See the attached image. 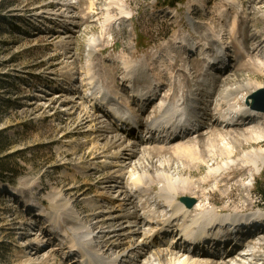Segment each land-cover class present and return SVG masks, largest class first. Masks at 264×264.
<instances>
[{
    "label": "rangeland",
    "instance_id": "obj_1",
    "mask_svg": "<svg viewBox=\"0 0 264 264\" xmlns=\"http://www.w3.org/2000/svg\"><path fill=\"white\" fill-rule=\"evenodd\" d=\"M159 1L0 0V143L5 146V151L0 155L6 159L2 165L12 170L6 175L0 174V264L81 263V255L84 253L82 248L75 246V254L69 255L74 243L72 235H67L70 226L84 227L95 236L93 243L99 245L95 250L93 248L91 253L95 255L97 262L135 264L132 259L138 251L136 243L132 244L135 248L132 253H128V250L124 252L130 258L127 257V261L123 259L120 263L122 253L119 252V248H108L109 244L105 241L107 235L100 238L102 230L111 228L107 224H101L100 220L106 218L109 213L120 214L122 211L118 209L121 201L111 200L112 197L119 195V192H114L113 183L105 189L100 188V184L97 183L99 178L109 173L110 168L105 167L101 171L95 169L99 156L93 160L89 154L91 152L100 154L104 141L101 139L96 141L93 138L94 134L90 133L92 126L90 122L81 125L80 119L84 116L81 106L77 107L75 103L77 93L74 91H85L81 84L80 72L87 62L86 44L91 38L101 34L105 48L97 55V59L107 64L114 79V86L120 89L122 97L126 98L130 89L121 86L125 84L123 69L120 68L124 65L122 56L126 57L129 63L139 62L146 65L147 61L148 64L162 65L160 70L165 85L160 90V95L168 92L169 76L172 75L169 66L172 56L180 54L175 66L179 68L186 56L184 50L178 47L171 52L173 38L177 34L186 33L196 37L198 33H195L186 22L189 11L187 0H181L175 5V9L159 7ZM235 1L244 4V8L248 10V0ZM92 2L93 6L90 5ZM61 4L66 5L62 7ZM217 4L211 0L206 11H200L192 15V18L197 24L205 25L207 21L203 19L204 15L206 12H212ZM59 8L61 9L55 12ZM49 9H54V15L44 13ZM119 9H125L126 13L120 14ZM104 10L113 16L109 20V30L101 26L99 20L103 21L102 15L95 14ZM60 12H63V17H60ZM174 12H177V16H173ZM213 25L216 31L221 29ZM251 25L264 28V23L256 20ZM225 29L231 30L228 22ZM224 40L228 42L226 53L231 55L229 60L233 69L231 73H235L238 79H252L264 86V68L256 74L252 68L233 67L236 65L234 56L240 47L237 41H232L229 34ZM195 53L197 51L189 54L188 66L191 69L198 64ZM71 55L72 58L69 57ZM245 55L242 54L241 63L246 61L249 63ZM200 68L199 65L198 69ZM176 70L174 69L173 75ZM256 91L243 98L238 94L232 101L235 105H246L247 98L249 99ZM129 98L133 100V104L139 103L138 100ZM155 99L154 97L153 100ZM249 101L252 102V99ZM155 103H151L147 110L152 106L157 107V102ZM133 104L131 106H134ZM213 106L214 104L210 105L208 112L217 116ZM84 107L87 110L89 108L86 103ZM225 108L223 110L227 111V107ZM109 120L108 114L101 115L93 127L109 126ZM236 128L250 131L253 138L256 135L263 138L258 141L247 138L248 141L245 143L232 142L231 146L236 150L233 156H238L240 164L235 163L226 171L211 173L209 181L197 183V192L203 200H210L218 207H226L228 212L245 210L248 202H251L253 206L248 207L244 213L255 211L264 213V159L259 162V166L253 167L246 159L240 158L242 152L258 148L264 150V126L261 122L254 121L240 124ZM212 130H214L212 126L204 130L206 133L201 137L204 142L211 143L208 137L213 133ZM229 130L232 128L226 127L220 131L225 133ZM221 138L218 136L217 139L214 138L217 151L224 148L225 143ZM193 139L176 141L177 143L168 142L165 149L153 146L156 149L151 156L152 160L158 163L169 159L174 163L175 168L173 166L172 170L178 173H175L176 175L190 177L193 180L205 177L210 165L216 166L217 162L226 161L224 155L219 156L218 152L209 151L208 163L198 161L190 171L184 169L175 158L174 147L178 143L194 147ZM95 142H98V147L91 151ZM197 145L195 146L198 148ZM107 161L111 159L107 158ZM123 161L120 159V164H123ZM24 179L29 185L18 187ZM126 180L125 178L123 181L127 188L129 182L126 184ZM241 183L247 184L251 192H243ZM75 185H79V188ZM71 186L76 190L73 194L78 197L75 207L70 209L75 219L59 229L58 225L48 220L49 217L57 215L53 214L50 196L59 191L66 195V189ZM158 188V185L154 186L147 197L152 206L157 202L155 195ZM16 191L17 195H13L12 193ZM66 196L70 197V194ZM196 200L197 198L195 202ZM39 202H44L45 206H41ZM31 204L35 206L32 207ZM131 207L134 208L133 203ZM100 210H104L102 216L94 214ZM36 226L42 228L43 233L37 231ZM122 226H126V223ZM147 227L151 228L145 222L139 221L132 229H139L141 233L135 234L134 239L144 237L148 232ZM27 232L30 234L26 235ZM162 238L170 242L169 237ZM31 243L41 249L39 254L34 255L32 251L23 250ZM156 247L164 249L165 244ZM179 247L178 245L177 249ZM154 249H151L152 252ZM149 255L151 254L144 257Z\"/></svg>",
    "mask_w": 264,
    "mask_h": 264
},
{
    "label": "bare ground",
    "instance_id": "obj_2",
    "mask_svg": "<svg viewBox=\"0 0 264 264\" xmlns=\"http://www.w3.org/2000/svg\"><path fill=\"white\" fill-rule=\"evenodd\" d=\"M212 1L218 4L212 12H206L203 19L207 22L205 21V25H200L194 21L192 15L200 11H206V7L211 3V0H187L189 11L186 22L198 35L194 37L191 33L177 34L173 38L171 52L174 51V48L178 47L184 50L186 56L180 68L175 67L180 54L176 53L172 56L171 63L169 64L172 75L169 76L168 92L160 95V90L165 85V82L162 80V71L160 70L162 65L148 64L146 63L147 61H145L146 65L139 62L129 63L126 61L127 58L122 56V61H124L122 63L124 65L120 68L123 69L125 83L128 80L133 81L132 84L135 86L129 89L130 94L134 98L138 97V101L141 100L140 102L143 105L136 111L131 106L133 100L129 98L130 94H127L126 98L121 96L120 89L114 86V79L107 64L97 59V55L105 48L103 36L98 34L86 44L87 62L82 67L83 71L81 70L80 72L81 84L85 87V91H74L77 93L75 103L77 107L81 106V111L83 112L84 118L80 119L81 125L83 126L87 122H90L89 124L92 125L90 133L94 134L93 138L96 141L99 139L104 141L100 154L93 152L89 154L93 160L99 156L97 159L98 164L94 167L95 169H100L101 171L102 168H110L109 173L99 178L97 183L100 184L99 187L102 189L110 187L111 183H113L114 192H119V195L112 197L111 200L119 199L121 201L118 210L122 212L115 215L109 213L106 218L100 220L101 224H107L108 227H111L108 230H102L100 238L107 235L105 241L109 244L108 248H119V252L122 253L120 263L123 259L127 261V257L130 258L124 252L128 250V253H132L135 249L132 244L136 243L137 246L135 247L138 251L132 259L135 261V264H264V219L261 216L260 219L259 217L258 219H250L249 215L244 213L253 204L248 202L245 210L228 212L226 211V207H218L213 205L210 200H203L197 192V183L203 184L206 183V180L209 181L211 173L226 171L235 163L240 164L238 163V156H233L236 150L231 146L232 142L242 141V143H245L248 139L258 141L263 138V136L257 135L253 138L250 131L237 130L236 127L240 124L244 125L254 121H259L264 126V112L261 111V113L259 112L260 110L253 109L250 104L249 100L253 98V95L249 99L247 98V106L235 105L233 102L238 94H241L243 98L251 92L262 89L264 86L262 83L252 79H238L235 73H231L233 70L229 62L231 55L226 53L228 42L224 40L227 34H229L232 41H237L240 47L234 56L236 65L233 67L252 68L254 73L259 74L261 68H264V28L255 27L251 23L254 20L264 23V11L262 10L264 9V0H248V10L244 8V4H239L235 0ZM57 5H59V2ZM65 5L61 4L60 6L63 7ZM90 5L93 6L94 3L92 2ZM69 6L68 4L67 7ZM60 9H57L55 12H58ZM53 11L54 9H49L47 12L44 11V13L54 15L55 12L53 13ZM97 13H100L103 17V21L99 20L102 24L101 26L105 30H109V20L113 16L107 10L95 12V14ZM119 13H126V10L119 9ZM172 14L173 16H177V12ZM59 15L63 17V12H60ZM121 17L124 19L123 16ZM227 22L230 24L231 30L225 29ZM212 24L221 29L216 31L212 27ZM195 49L197 50L195 59L198 64L194 65L195 69H191L188 66L189 54ZM242 52L248 57L249 63L247 61L241 63ZM262 54L263 56H261ZM69 57L72 58L73 55ZM210 57L214 61L218 58L216 62H213L212 67L220 68L222 62L226 61L228 64L224 65L225 70L209 76L207 70H203V66L209 61ZM199 65L201 66L200 69H198ZM174 69H177L175 75H173ZM222 83L223 85H221ZM125 85L121 84L122 87H126ZM222 86L225 87L222 88ZM154 97L156 98L155 100H153ZM155 102H157V105L159 103V106L157 108L156 106H152L147 110V107ZM85 103L88 104V110L84 107ZM213 104V109L217 111V114H221L225 107L232 109L238 114L237 121H233L230 126L222 125L218 117L208 112L210 105ZM100 114L102 116L108 114L115 121L114 123L117 124L94 128L93 124L97 119H100ZM185 115H188V118L183 123V127L193 131L187 133L184 138H195L193 139L195 142L193 143L194 147L179 145V143L174 147L175 158L178 159L177 162L184 169L190 171L193 166L197 165L198 161L208 163V158L210 157L209 151L218 152L219 156L224 155L226 157V161L217 162L216 166L210 165L207 175L196 180L176 175L178 173L175 172V174L172 170L174 166L173 161L167 159L155 163L151 157L156 149L153 146L165 149L168 147V142L181 141L180 138L163 136L157 133L159 119L168 117L169 119L179 120L186 118ZM117 126L124 128H121L119 131ZM211 126L212 128L214 127L213 133L208 137L211 143L208 141L204 142L201 138L206 133L204 130ZM162 127L168 129L169 126L165 123ZM226 127H230L232 130L222 133L220 130ZM138 130H141L140 134L137 133ZM217 136L222 137L221 140L225 143L224 148L218 151L214 146V138L217 139ZM151 143L155 145L150 146ZM93 146L91 151H94L93 149L98 147V142H95ZM255 150L242 152L240 156V158L246 159L248 164L253 167L259 166V162L264 159V150L260 148ZM205 155L207 158H205ZM107 158L111 159V161H107ZM120 159L124 160L123 164H120ZM62 163L65 164L67 162ZM125 178L127 179L125 183L129 182V187L127 185V188L123 181ZM28 185L29 182L24 179L18 187ZM156 185L159 186L155 195L157 202L152 206L147 197ZM75 186L79 188V185ZM241 186H243V192H251L247 184L241 183ZM74 190V186L66 189V193L70 194V197H67V194L64 195L60 191L50 196L54 209L53 214L57 215L49 217L48 220L52 224L58 225L59 229H62L68 222L75 219V216L70 211L72 207H75L78 200V197L73 194ZM12 194L17 195V191ZM82 194L80 193V195ZM187 196L194 199L197 198L196 202L191 206H186L182 198ZM39 203L45 206L44 202ZM131 203H133L134 208L131 207ZM31 206L34 207L35 205L31 204ZM31 206L30 208H32ZM93 207H95L94 204ZM155 208L162 212L166 211V208L172 209L169 215L170 218L167 219L165 213L163 214L164 218H156L158 211ZM31 210L29 209V211ZM94 214L102 216L104 210H100ZM247 217L249 220L246 223L242 221V226H240L238 221L247 219ZM177 219L182 220L181 226L185 229V232L190 228H200L203 225H210V227L217 225L219 226L216 228L218 231L226 230L223 225L227 222H234L236 225L231 228L234 229V231H230L231 233H220L218 236V238H226V241L218 242L203 237L196 246L197 251L193 250L191 253L182 248L184 245L182 238L176 237L173 233L172 227L176 228ZM139 221L145 222L151 228L147 227L148 232L145 235L142 233L144 237H141V239H134L135 234L141 233L139 229H132L137 226ZM173 221L175 222L171 223ZM123 223H126V226L123 227ZM35 229L43 233L42 228L36 226ZM29 234L28 232L26 233V235ZM204 234L205 231H202L201 235ZM67 235H72L74 241L69 255L75 254V246L84 248L85 257L81 255V258H84V260L82 259V263L90 264L93 257L88 258L87 251L91 255L93 248L95 250V247L99 245L93 243L95 236L81 226H70ZM161 235L169 237L170 242L163 240L160 237ZM212 235L213 231H210L207 237H211ZM236 237L242 241L239 245H244L243 248L239 249V245L234 246L232 247V251L225 255V249L230 246ZM31 244H28L23 250L32 251L34 255L39 254L41 249L33 245V243ZM160 244H165V248L160 249L156 247ZM178 245H180V248L177 249ZM152 248H155L153 252ZM210 248L222 249L223 254L221 256H225L220 260L208 253V249ZM149 253L151 255L144 257ZM26 264L33 263L26 262ZM97 264L103 263L100 261Z\"/></svg>",
    "mask_w": 264,
    "mask_h": 264
},
{
    "label": "water",
    "instance_id": "obj_3",
    "mask_svg": "<svg viewBox=\"0 0 264 264\" xmlns=\"http://www.w3.org/2000/svg\"><path fill=\"white\" fill-rule=\"evenodd\" d=\"M252 102H250L253 109L260 110L264 112V88L257 90L253 94ZM182 201L185 202L188 206H191L195 199L191 197H183Z\"/></svg>",
    "mask_w": 264,
    "mask_h": 264
},
{
    "label": "trees",
    "instance_id": "obj_4",
    "mask_svg": "<svg viewBox=\"0 0 264 264\" xmlns=\"http://www.w3.org/2000/svg\"><path fill=\"white\" fill-rule=\"evenodd\" d=\"M180 1L181 0H160L159 1V6H175ZM3 151H5V146L4 145H1V143H0V153H2ZM5 160L6 159L3 158L0 155V174L1 175H6L7 173H9V172L12 171L11 169H9L8 166L6 167L5 165H2V164H4L3 162H5ZM11 182H13V179L11 180Z\"/></svg>",
    "mask_w": 264,
    "mask_h": 264
}]
</instances>
